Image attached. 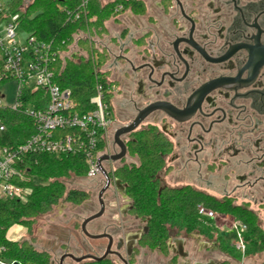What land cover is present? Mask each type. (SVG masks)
I'll use <instances>...</instances> for the list:
<instances>
[{
  "label": "flooded vegetation",
  "instance_id": "af4514ba",
  "mask_svg": "<svg viewBox=\"0 0 264 264\" xmlns=\"http://www.w3.org/2000/svg\"><path fill=\"white\" fill-rule=\"evenodd\" d=\"M138 1L145 12L133 13L108 51L115 88L109 105L113 116H127L118 129L153 106L160 109H151L122 138L123 159L104 162L111 179L105 212L86 226L90 235L103 237L92 239L82 230L101 210L100 191L97 201L85 205L98 211L82 222L83 237L75 251L62 255V264H264V0ZM148 130L168 146L156 176L159 194L200 193L255 215L261 232L255 254L247 247L239 251L219 232L226 223L242 222L231 215L211 220L209 234L167 222L166 237H148L150 218L134 214L126 185L114 176L124 165L139 164L129 156L128 143L132 134ZM112 146L116 151L107 156L120 153L114 137Z\"/></svg>",
  "mask_w": 264,
  "mask_h": 264
},
{
  "label": "trees",
  "instance_id": "16d2710c",
  "mask_svg": "<svg viewBox=\"0 0 264 264\" xmlns=\"http://www.w3.org/2000/svg\"><path fill=\"white\" fill-rule=\"evenodd\" d=\"M6 1L11 14H16L26 7L20 22L26 33L43 42L53 43L55 48L61 51L62 56L54 65L55 82L62 89L71 90L77 111L81 114L93 111L95 107L91 104V99L96 96L97 85H104L108 91L113 88L114 83L107 82L110 76L108 71L100 72L108 62V53L90 38L95 34L103 36L106 33L105 24L113 18H118L115 13L117 7L122 6L124 12L141 15L145 12L143 3L138 0H114L106 4L101 0H32L28 4L26 0ZM84 2L87 4L82 7ZM76 15H80V18L76 19ZM2 73L0 56V79ZM2 83L4 81H0V85ZM48 100L47 92L41 90H27L23 99L26 105H32L37 110L45 108ZM0 113L8 127L5 135L0 137V145L22 144L34 132L32 121L25 115L7 109ZM131 138L128 143L129 156L136 158L139 164L124 165L117 169L114 176L126 185V194L135 204L134 214L143 219L150 218L148 237H166L167 222H174L182 231L209 234V225L213 222L204 223L200 219L198 206L202 205L219 215H231L248 224L249 230L244 235V242L249 254L257 252L261 232L255 215L233 205L226 206L200 193L160 195L156 176L164 165L162 154L167 151V144L158 136L156 130L136 132ZM28 161L31 162V168L27 174L37 180L35 184H31L33 194L29 202L23 204L16 200L0 199V248L5 249L1 257L16 264H52V254L44 248L38 249L34 243V230L38 222L62 202L82 207L90 201L89 192L67 190L64 182L73 175L78 178L87 177L88 169L81 155L56 157L41 154L29 158ZM18 226L27 229L31 238L23 241L9 239L8 232ZM69 248L67 244L62 246L65 253H69ZM83 264L113 263L103 260Z\"/></svg>",
  "mask_w": 264,
  "mask_h": 264
},
{
  "label": "built area",
  "instance_id": "2783aa9c",
  "mask_svg": "<svg viewBox=\"0 0 264 264\" xmlns=\"http://www.w3.org/2000/svg\"><path fill=\"white\" fill-rule=\"evenodd\" d=\"M101 1L105 4L109 2ZM86 4L84 2L82 7ZM22 12L23 9L11 14L8 5L0 1V56L3 64L0 81L14 80L18 83L15 104L5 106L0 101V112L7 109L25 115L32 121L34 132L22 144L0 145V199L26 204L33 194L31 184L37 182L27 174L31 168L28 159L36 155H81L88 169L86 178L103 176L99 160L109 154V132L115 124L109 104L115 88L113 86L106 91L104 85L98 84L96 96L91 99L95 109L85 114L79 113L71 90L62 89L55 82L54 65L62 56L61 51L53 43L43 42L25 32L20 23ZM115 13L118 16L123 14V7H117ZM78 18L80 15H76ZM23 34L25 39L22 38ZM90 39L96 43L94 37ZM100 72L107 71L101 69ZM107 82L112 83L110 77ZM27 90L47 92L49 100L45 108L37 110L32 105H26L23 99ZM0 98L4 96L0 95ZM7 128L0 113V137L5 135ZM103 167L106 169L104 163ZM199 216L205 223L217 219L219 215L200 207ZM223 227L234 233L232 242L239 251L244 252V235L249 230L248 226L233 221ZM4 252L5 249L0 248V264H16L2 258Z\"/></svg>",
  "mask_w": 264,
  "mask_h": 264
},
{
  "label": "rangeland",
  "instance_id": "374dc122",
  "mask_svg": "<svg viewBox=\"0 0 264 264\" xmlns=\"http://www.w3.org/2000/svg\"><path fill=\"white\" fill-rule=\"evenodd\" d=\"M32 0H26V4L30 3ZM4 3L8 5V2L5 0ZM26 7H23L22 9L25 10ZM125 14V13H123ZM123 14H120L121 21L123 22V25L121 27H117L115 23H120L119 21H111L106 25V33L102 36L95 34L94 38L98 46H100L102 49L105 47H110L112 45H115V40H113L112 43H109L110 35L116 34L117 35L121 32V29H123L124 26L128 23V18L123 17ZM119 17V16H118ZM126 18V19H125ZM115 19V18H114ZM110 21V20H109ZM120 29V30H119ZM109 33V34H108ZM22 38L25 39V34L22 35ZM101 42V43H100ZM106 49V48H105ZM110 50V49H109ZM109 50H103L104 52H107ZM85 56H87L86 51L83 52ZM82 53V54H83ZM109 57V53L107 54ZM110 64V58L108 59L107 64L102 69L105 71L110 70L109 67ZM17 91H18V83L14 80L12 81H5L0 85V95L4 96V98H0V101L5 106H12L15 104L16 97H17ZM113 97V96H112ZM113 99V98H112ZM114 118L118 119L119 121H116V124H114L109 132V138H110V148L109 152L114 150L112 146V140L114 137L115 131L124 125V123L127 122V116L124 117H116L114 115ZM128 139V137L124 138V140ZM129 162H131L129 160ZM108 168V167H107ZM110 169H108L109 171ZM65 185L67 190H84L89 192L91 195L92 201H97L99 192L104 188V179L102 180L101 176H97L93 179H88L86 177L84 178H78L74 175L71 176V178L66 179ZM112 193H108L107 197L108 200L112 199ZM98 211V208L96 211L91 212L88 207L82 206V207H74L69 203L62 202L61 204L57 205L50 214L43 217L37 227L34 230L33 233V241L38 247V249H45L51 252L53 256V260L55 263H58L62 255L65 253L64 249H62L63 244H67L70 246V251H75L76 247H78V239L83 237V234L81 233L80 226L82 222L92 215V213H95ZM110 213V210H109ZM108 217V216H107ZM103 220H107L104 219ZM223 224L222 221H219L218 219V225L221 226ZM78 225V227H77ZM96 229V228H93ZM27 230V229H26ZM220 233L224 235V237L228 240L234 239V233L232 231H229L226 228H221ZM48 234V235H46ZM8 236L14 240H25L30 239L31 235L29 234V231H25L23 227H15L12 230L8 232ZM45 237H49L48 240H45ZM75 249V250H74ZM66 264H73V261L67 260ZM75 264V263H74ZM251 264H253L251 262Z\"/></svg>",
  "mask_w": 264,
  "mask_h": 264
},
{
  "label": "water",
  "instance_id": "95a60500",
  "mask_svg": "<svg viewBox=\"0 0 264 264\" xmlns=\"http://www.w3.org/2000/svg\"><path fill=\"white\" fill-rule=\"evenodd\" d=\"M151 109H160L159 108V105H156V106H153L151 107ZM151 109L149 108L146 112L140 114L138 116V118L132 123L130 124L129 126L127 127H123V128H120L116 131L115 135H114V141H115V144L119 147L120 149V153L115 155V156H103L100 158L99 160V166H100V169L102 171V174L103 176L105 177L106 179V184L104 186V188L101 190L100 194H99V202H100V205H101V210L99 213L95 214L94 216L88 218L87 220L84 221L83 225H82V230L84 232V234L89 237V238H101L103 236H92L90 235L88 232H87V229H86V226L89 222L93 221V220H96V219H99L100 217L103 216L104 212H105V204H104V201H103V195L104 193L108 190V188L110 187L111 185V179L109 177V174L108 172L105 170V168L103 167V163L104 162H108V161H113V162H116V161H120L121 159H123L125 156H126V152H127V148H126V144L125 142L122 140V138L126 135H129L131 134L132 132H134L140 125L141 123L145 120V117L150 113L152 112ZM116 185L118 186L119 188V185H120V182L117 181L116 182ZM109 237V236H108ZM110 240H112L111 237H109ZM112 243V242H111ZM110 253V246L108 248V251L106 253V255H108ZM69 258L73 259L74 261L76 262H80L82 259H78L76 257H74L73 255H69L68 256ZM65 257L61 258V264L62 262L64 261Z\"/></svg>",
  "mask_w": 264,
  "mask_h": 264
},
{
  "label": "crops",
  "instance_id": "0c3cea01",
  "mask_svg": "<svg viewBox=\"0 0 264 264\" xmlns=\"http://www.w3.org/2000/svg\"><path fill=\"white\" fill-rule=\"evenodd\" d=\"M107 1H109V2H111V1H114V0H107ZM103 3H105V2H103ZM125 14H123V17H125V15H126V18H128L129 20H130V18H132L133 17V13L132 12H130V11H126V12H124ZM121 17H122V15L121 16H119L118 18H113V19H111L110 21H108L106 24H105V26L109 23V22H111V21H121L122 19H121ZM125 18V19H126ZM123 22L124 21H122V22H120V23H115L116 25H117V27H121L122 25H123ZM107 30V29H106ZM109 34V33H108ZM116 36H118L117 35V33L116 34H111L110 35V39H109V43H112L113 42V40H115L116 39ZM126 42V40H124L123 41V43H125ZM101 43V42H100ZM126 44V43H125ZM106 45H104V49L103 50H112V49H114L115 48V46H116V43H115V45H112V46H110V47H105ZM99 48H101L100 46H98ZM106 48V49H105ZM224 228H226V227H224ZM25 229V228H24ZM227 229V228H226ZM25 231L27 232V230L25 229ZM46 235H48V234H46ZM49 238V237H48ZM48 238L47 237H45V240H48ZM9 239H11L12 241H21V240H14V239H12V238H10L9 237ZM51 253V252H50ZM62 258V257H61Z\"/></svg>",
  "mask_w": 264,
  "mask_h": 264
}]
</instances>
